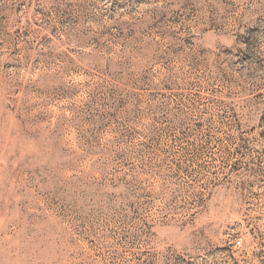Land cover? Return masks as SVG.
I'll return each instance as SVG.
<instances>
[{"label":"rangeland","instance_id":"1","mask_svg":"<svg viewBox=\"0 0 264 264\" xmlns=\"http://www.w3.org/2000/svg\"><path fill=\"white\" fill-rule=\"evenodd\" d=\"M0 264H264V0H0Z\"/></svg>","mask_w":264,"mask_h":264},{"label":"built area","instance_id":"2","mask_svg":"<svg viewBox=\"0 0 264 264\" xmlns=\"http://www.w3.org/2000/svg\"><path fill=\"white\" fill-rule=\"evenodd\" d=\"M240 242L238 241L237 244H239Z\"/></svg>","mask_w":264,"mask_h":264}]
</instances>
